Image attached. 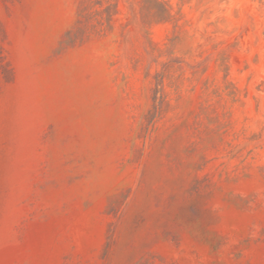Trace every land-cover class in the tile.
<instances>
[{"label": "rangeland", "instance_id": "rangeland-1", "mask_svg": "<svg viewBox=\"0 0 264 264\" xmlns=\"http://www.w3.org/2000/svg\"><path fill=\"white\" fill-rule=\"evenodd\" d=\"M0 264H264V0H0Z\"/></svg>", "mask_w": 264, "mask_h": 264}]
</instances>
